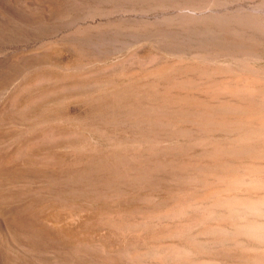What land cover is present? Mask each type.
Listing matches in <instances>:
<instances>
[{
  "label": "rangeland",
  "instance_id": "rangeland-1",
  "mask_svg": "<svg viewBox=\"0 0 264 264\" xmlns=\"http://www.w3.org/2000/svg\"><path fill=\"white\" fill-rule=\"evenodd\" d=\"M0 264H264V0H0Z\"/></svg>",
  "mask_w": 264,
  "mask_h": 264
}]
</instances>
